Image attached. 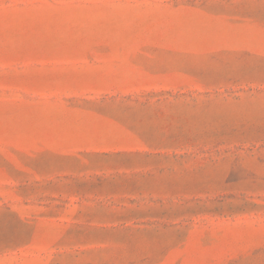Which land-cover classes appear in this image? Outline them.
Listing matches in <instances>:
<instances>
[{"label": "rangeland", "instance_id": "374dc122", "mask_svg": "<svg viewBox=\"0 0 264 264\" xmlns=\"http://www.w3.org/2000/svg\"><path fill=\"white\" fill-rule=\"evenodd\" d=\"M0 264H264V0H0Z\"/></svg>", "mask_w": 264, "mask_h": 264}]
</instances>
